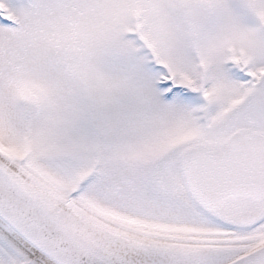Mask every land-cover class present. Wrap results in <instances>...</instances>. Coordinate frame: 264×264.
Segmentation results:
<instances>
[{
    "label": "snow or ice",
    "instance_id": "obj_1",
    "mask_svg": "<svg viewBox=\"0 0 264 264\" xmlns=\"http://www.w3.org/2000/svg\"><path fill=\"white\" fill-rule=\"evenodd\" d=\"M0 264H264V0H0Z\"/></svg>",
    "mask_w": 264,
    "mask_h": 264
}]
</instances>
